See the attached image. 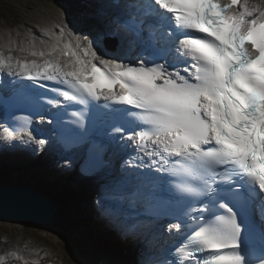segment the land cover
<instances>
[{
	"label": "snow or ice",
	"instance_id": "6c2138e0",
	"mask_svg": "<svg viewBox=\"0 0 264 264\" xmlns=\"http://www.w3.org/2000/svg\"><path fill=\"white\" fill-rule=\"evenodd\" d=\"M134 7L139 19L124 27L139 37L149 20L135 60L102 51L100 38L69 30L66 40L62 24L59 35L44 30L52 43L43 48L35 37L21 42L19 51L35 59L0 51V69L40 89L52 82L46 102L65 112L79 106L70 115L81 128L94 107L104 109L100 118L128 142L121 147L148 158L144 166L161 174L153 183L186 205L192 220L168 264H264V0H140ZM257 206L259 222L249 215ZM9 259L38 264L17 251L0 255V264Z\"/></svg>",
	"mask_w": 264,
	"mask_h": 264
},
{
	"label": "bare ground",
	"instance_id": "6f19581e",
	"mask_svg": "<svg viewBox=\"0 0 264 264\" xmlns=\"http://www.w3.org/2000/svg\"><path fill=\"white\" fill-rule=\"evenodd\" d=\"M73 1H75L74 7L78 10V12H75L76 14H75L74 19H72V16L68 15V19H69L68 23L72 27H70L67 24L64 16L60 13V6H59L60 4L54 5L49 11V14L51 16L50 22H55L60 25L66 24L68 26L66 28L67 32L71 30L74 36H80V37L86 36L90 39L91 38L93 39L96 36L100 35L101 33H103V31L109 32L113 29L114 27L113 22L111 21L109 17L105 16V14L102 12V9H101L103 7L111 8L112 6H109L106 3L102 5H99V3L94 5L95 3L94 0H73ZM91 10L96 12L99 15V21L101 22V24L91 22L92 19L91 20L89 19ZM96 13L94 14V16L96 15ZM84 16H87V18H84ZM41 32H44V31H41ZM13 34H16V33H13ZM16 38H17V35L11 36V48L13 50L17 49V46L15 44ZM51 40L52 39L49 37L48 41H51ZM43 42L45 43L35 44L36 47L39 49V48L45 47V45L48 44L44 40ZM23 44L25 46L28 45L26 43H23ZM19 45L21 46V44ZM128 57L129 56H125V60H127ZM9 87H11L10 82H9ZM36 94H38V92L36 91L31 93V97L29 96V99L31 98V100L35 102L32 99V97L36 96ZM36 98H38V96H36ZM103 112L104 111H100V113H103ZM62 120H63V116H59L57 120L55 118L52 119L55 125H62L64 127L66 124L62 122ZM42 127H44V125H42ZM70 130L72 131L73 129L71 128ZM72 138L73 140H76V134H73ZM86 138L88 140H84L83 135H79L77 139L81 141L82 151L85 152L84 155L89 156L91 155V153H88L86 151L89 150V151H92L93 153L96 150L94 147L98 145V143L94 142L95 140H91L89 136ZM50 144H53V143L49 142L48 145ZM77 148L78 146L76 145L75 149ZM85 148H86V151L84 150ZM17 150H20V148L19 147L15 148V150L11 151L10 154L5 157L6 161H8V162L6 161L5 162L7 164H11L9 165V167L13 168L19 165H22V166L27 165L28 168L26 170L30 171V173L34 172L38 176L37 177H33V176L23 177L16 173H12L8 177H5L3 185H24L26 187L33 188L34 190L36 189L39 192L51 198L57 204L58 212L56 213L54 220L52 224L50 225H38V224H31V223H11V222H2V223L8 226H11L15 229H19V230L29 229V230L37 231L40 234H43L47 239L51 241L52 243L51 250L53 249L58 254V256L61 259H63L67 264H130L129 256L127 255L136 247V245L140 243V240H142V237H136L135 239H133L134 241H132V243H125V244L120 245L119 249L107 248L106 243L104 242L101 243V242H98L97 240H94L95 236L93 232L89 230H85L83 226L80 227V224L75 220L76 218L75 211L78 210L80 205L82 204L84 205L87 202L86 199L83 197L84 195H87L88 189L92 190L95 187H100L101 185L104 184L103 175L99 176V174H97L93 178H90L81 183L77 182V184L68 182L70 185H67L69 187L66 188L65 183H60L54 178H51V177L48 178L46 176L41 175L40 172L38 171H43V170L40 168L35 169L34 167H32V164L31 165L29 164L30 157L24 156L18 153ZM50 152L48 151V155H47L49 162L51 159V154L53 155V157L55 156L54 151L52 152L50 150ZM60 156H61L60 152L57 151V156L56 158L54 157V159L56 160ZM69 159L70 158H65V160H69ZM64 162L66 161H63L60 165L56 167V168L62 167L61 169L62 173H63L62 164ZM57 164L58 163H56V165ZM7 166L8 165H6L5 163L0 165V171H1L0 175H3L5 173L4 170L7 169ZM66 167L74 169L76 171L77 176H80L81 174V163L80 162L66 163ZM22 169L24 170L23 167L19 166V169L17 170L12 169V170H15L18 173H22L21 172ZM8 174L9 172L7 171L6 176ZM67 174H70V173L67 172ZM128 179H129V176L127 174L122 178L120 174V178L117 180L119 182L116 183L117 189H122V190L126 189ZM62 181H66V180H62ZM96 191L98 192V200L100 202H103L104 200L111 202L113 204L116 202V198H117L116 193H118V191H116V193L112 195H110L109 193L111 191L110 189H102L101 191H98V190ZM81 199L83 200V202L80 201ZM125 201H126V204L122 203L123 208H126L129 205L128 201L127 200ZM112 210H114V208H112ZM177 231L178 230H172L170 232L175 233ZM20 236H23V235L13 237L14 238L13 243L18 246L17 252L19 253L22 251V245L24 244L22 243ZM23 246L25 247V245ZM27 251L29 252L27 253L31 257L41 258V256L43 255V251L37 248L35 245H33L32 248H28ZM148 253H150V251ZM144 262L142 264H144Z\"/></svg>",
	"mask_w": 264,
	"mask_h": 264
},
{
	"label": "rangeland",
	"instance_id": "374dc122",
	"mask_svg": "<svg viewBox=\"0 0 264 264\" xmlns=\"http://www.w3.org/2000/svg\"><path fill=\"white\" fill-rule=\"evenodd\" d=\"M69 1L70 0H64V2L66 3L69 9L68 10L67 7L58 0H0V38L6 36L5 41L8 40L7 42L11 43V36L18 35L19 37L17 36L16 38L17 42L15 41V44L17 43V45H19L21 44L19 39H23L24 42H26V37H28L26 34L29 31V29L33 34L39 35L37 33V30L39 31V29H41L40 30L41 32L45 30L44 27L52 29L54 25H60L55 22H50L51 16L49 14V11L56 4L58 5L60 4L59 5L60 13L64 16L67 24L70 27H72L68 23L69 22L68 15L72 16V19H74L76 14L75 12H78V10L74 7L75 1L73 0L72 2ZM91 12L93 11L91 10L90 14ZM95 13L96 12L92 13V19L95 18L94 16ZM0 47H2V41H0ZM6 162L3 160V158H0V165L5 163L6 165H8L7 167H9V165L11 164H7ZM19 166L24 168V170L23 169L21 170L23 174L18 173L15 170H12V169H16V170L19 169ZM19 166H15L13 168L9 167L5 169L4 170L5 173L3 172L4 174L2 173L3 175H0V184H4L3 182L5 177H8L12 173H16L23 177L38 176L34 172L30 173V171H27L26 170L28 168L27 165H23V166L19 165ZM7 171L9 172V174L6 176ZM38 172H40L41 175L46 176L48 178L49 177L56 178L57 181L60 183H65L66 186L65 185L63 186H65L66 188L69 187L67 185H70L67 181H62V182L60 181L63 179L60 177L59 173H54V172L51 173L47 171H38ZM102 189H104V187H95L92 190L88 189L87 195H84L83 197L86 199L87 202L84 205L83 204L80 205L78 210L75 211L76 212L75 220L80 224V227L83 226L85 230H89L93 232L95 236L94 240H97L98 242L101 243L103 242L106 243L107 248L119 249L120 245L125 243H132V241L134 240L133 239L127 240L125 238V234L121 231V229L116 228L117 227L116 221L115 224L109 222V226H111L112 228L109 227L107 223H105L106 221L105 216L97 211L96 209L97 206L95 204L97 203L98 200L97 198L98 192L96 190L101 191ZM106 189H110V188L106 187ZM80 201L83 202L82 199ZM19 235H23L20 236V239L22 240V243H24L23 245H25V247L22 245V251L18 253L25 256V258L29 260H37L38 264H40V259L44 260L42 264H67L63 259H61L58 256V254L53 249L51 250L52 243L43 234H40L37 231L29 230V229H24V230L15 229L11 226L3 224L2 222H0V255H5L6 252L8 251H18V246L13 243V239H14L13 237H17ZM156 241H158L157 235L156 236L152 235L150 238H147L144 241H140V243L136 245V247L127 255L129 256L130 264H142L144 260H146V252L152 249V247L154 246V242ZM33 245H35L37 248L43 251V255L41 256V258L31 257L28 254L29 252L27 251V249L32 248ZM14 264H17L15 260H14Z\"/></svg>",
	"mask_w": 264,
	"mask_h": 264
},
{
	"label": "water",
	"instance_id": "95a60500",
	"mask_svg": "<svg viewBox=\"0 0 264 264\" xmlns=\"http://www.w3.org/2000/svg\"><path fill=\"white\" fill-rule=\"evenodd\" d=\"M57 212V204L37 190L0 184V222L50 225Z\"/></svg>",
	"mask_w": 264,
	"mask_h": 264
}]
</instances>
